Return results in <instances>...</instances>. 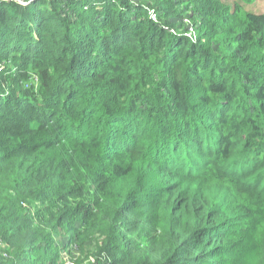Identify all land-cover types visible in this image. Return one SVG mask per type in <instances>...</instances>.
<instances>
[{"label": "trees", "instance_id": "obj_1", "mask_svg": "<svg viewBox=\"0 0 264 264\" xmlns=\"http://www.w3.org/2000/svg\"><path fill=\"white\" fill-rule=\"evenodd\" d=\"M256 1L0 0V264H264Z\"/></svg>", "mask_w": 264, "mask_h": 264}, {"label": "rangeland", "instance_id": "obj_2", "mask_svg": "<svg viewBox=\"0 0 264 264\" xmlns=\"http://www.w3.org/2000/svg\"><path fill=\"white\" fill-rule=\"evenodd\" d=\"M246 8L252 9V10H254L256 12H264V0H257L254 4L246 6ZM183 21H184L185 25L191 26L190 21H188L187 19H184ZM189 32H190L189 34H193L192 28H190ZM66 260H67V262H69V261H71V258L70 257H66Z\"/></svg>", "mask_w": 264, "mask_h": 264}, {"label": "built area", "instance_id": "obj_3", "mask_svg": "<svg viewBox=\"0 0 264 264\" xmlns=\"http://www.w3.org/2000/svg\"><path fill=\"white\" fill-rule=\"evenodd\" d=\"M67 264H75L73 260L67 262Z\"/></svg>", "mask_w": 264, "mask_h": 264}]
</instances>
